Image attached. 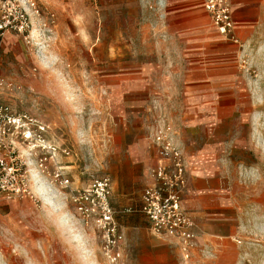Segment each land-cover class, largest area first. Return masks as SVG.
I'll return each mask as SVG.
<instances>
[{"label": "rangeland", "instance_id": "obj_1", "mask_svg": "<svg viewBox=\"0 0 264 264\" xmlns=\"http://www.w3.org/2000/svg\"><path fill=\"white\" fill-rule=\"evenodd\" d=\"M9 1L25 11L29 30L6 33L0 43V107L19 119L5 142L30 171L26 200H39L37 181L54 198V218L64 219L63 236L55 234L54 242L25 258H15L19 252L12 249L6 264H133L127 236L145 241L134 252L137 264H147L151 251L161 264H264V14L237 59L236 91L215 95L216 101L230 95L232 106L215 103L207 112L189 100L186 60L174 61L173 52L159 45L162 16L151 0ZM206 114L207 122L201 119ZM167 128L181 155L179 179L153 141ZM25 132L40 135L44 149L23 141ZM205 170L207 183L196 178ZM56 171L69 188L52 182ZM102 178L109 179L123 238L114 261L94 220H82L69 198ZM146 188L177 197L191 223L189 245L152 232L142 212ZM21 202L0 195V214L17 212L11 203ZM150 237L163 244L153 248Z\"/></svg>", "mask_w": 264, "mask_h": 264}, {"label": "crops", "instance_id": "obj_2", "mask_svg": "<svg viewBox=\"0 0 264 264\" xmlns=\"http://www.w3.org/2000/svg\"><path fill=\"white\" fill-rule=\"evenodd\" d=\"M150 4L158 7L162 16L158 22L162 36L159 38V45H164L173 52L174 61L181 58L187 62V74L184 71L185 89L186 92H191L194 99L189 100L194 103V107L207 112L215 107V103L217 108H230L232 104L228 100L230 95L227 94L236 91L240 70L237 59L254 39L263 18L264 0H230L234 39H226L209 28V19L200 0H151ZM217 92L227 93L225 100L222 98L216 101L214 98ZM201 119L207 122V114L202 115ZM203 172L205 174L196 178L207 183V171ZM196 178L189 175L191 183L196 182ZM39 189L36 194L40 201L11 203L20 209L15 213L6 211L0 214V264H6L12 249L19 252L15 258H25L27 251L38 252L43 243L54 242L55 234L63 236V231L60 230L62 219H55L52 214L54 198H48L43 187ZM113 209L116 211L114 207ZM116 214L119 223L117 211ZM118 226L121 231V226ZM135 228L131 226L130 229ZM144 242L126 237L127 247L133 252V264H137L139 259V256H134V252L141 245L144 246ZM148 244L156 248L163 243L157 237H150ZM46 260L48 261V255ZM142 260L146 261L145 255H142ZM147 262L161 264L162 260L156 252L151 251Z\"/></svg>", "mask_w": 264, "mask_h": 264}, {"label": "built area", "instance_id": "obj_3", "mask_svg": "<svg viewBox=\"0 0 264 264\" xmlns=\"http://www.w3.org/2000/svg\"><path fill=\"white\" fill-rule=\"evenodd\" d=\"M202 8L209 17L210 25L218 34L226 39H234V22L230 0H200ZM29 30V21L25 11L19 5H13L9 0L1 6L0 16V43L6 33L16 32L24 35ZM0 195L7 202L25 201L31 198V188L28 179L30 171H27L26 163L15 155L9 143L5 139L19 122V119L7 115V109L0 107ZM42 132V128L38 129ZM169 129L158 130L154 135V143L158 147V153L162 158H168L171 166L174 168V177L179 179L182 173L181 155L172 147L171 138L168 136ZM23 141H35L36 148L44 149L43 140L40 135H31V133H22ZM34 148V147H33ZM54 153H52L53 155ZM42 160H40V163ZM40 167H43L40 164ZM164 167L160 166L158 172ZM44 172V171H43ZM158 173V177H161ZM52 182L67 189L69 180L62 175L60 171L53 173ZM52 184V183H51ZM70 201L74 210L82 220H94L96 228L100 231L103 250L106 255L113 259L119 257V249L122 244V234L116 220V211L110 203L111 188L108 178L95 179L83 189H76L70 193ZM142 199L144 205L142 212L148 217L151 223V230L157 236H168L178 238L185 245L192 241L190 231L191 223L182 213L177 197L166 196L162 194L161 188H146ZM113 258H112V257Z\"/></svg>", "mask_w": 264, "mask_h": 264}, {"label": "bare ground", "instance_id": "obj_4", "mask_svg": "<svg viewBox=\"0 0 264 264\" xmlns=\"http://www.w3.org/2000/svg\"><path fill=\"white\" fill-rule=\"evenodd\" d=\"M32 172V175H31V177L33 178V180L35 179V177H36V174L34 175V171H31ZM40 187H42V186H39V184H37V181H36V184L34 185V189H35V192L36 193H38V191L40 190L39 188ZM39 189V190H38ZM44 191V190H43ZM44 195V194H43ZM53 203V202H52ZM54 205V204H53ZM54 211V210H53ZM56 211V210H55ZM58 212V211H57ZM61 219H64V217L63 218H61ZM62 221V220H61ZM64 222V221H63ZM65 224H66V222H65ZM67 228H68V226H67ZM71 236H72V240H73V242L74 243H77L78 244V242H79V238H76V234H71Z\"/></svg>", "mask_w": 264, "mask_h": 264}]
</instances>
